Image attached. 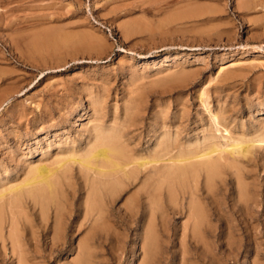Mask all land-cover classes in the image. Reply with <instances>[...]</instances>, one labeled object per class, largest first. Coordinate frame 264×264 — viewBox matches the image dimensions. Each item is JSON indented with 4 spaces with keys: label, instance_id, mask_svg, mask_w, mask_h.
Here are the masks:
<instances>
[{
    "label": "rangeland",
    "instance_id": "1",
    "mask_svg": "<svg viewBox=\"0 0 264 264\" xmlns=\"http://www.w3.org/2000/svg\"><path fill=\"white\" fill-rule=\"evenodd\" d=\"M112 140L172 154L134 181L71 161ZM13 234L23 264H264V0H0V264Z\"/></svg>",
    "mask_w": 264,
    "mask_h": 264
},
{
    "label": "bare ground",
    "instance_id": "2",
    "mask_svg": "<svg viewBox=\"0 0 264 264\" xmlns=\"http://www.w3.org/2000/svg\"><path fill=\"white\" fill-rule=\"evenodd\" d=\"M240 144L239 145L231 144L230 148H225V149L221 146L219 147L218 145H213L211 148L208 147L209 149L207 151H204V153H198L193 156L182 155L183 153L181 155L171 156L170 158H168L169 160H167L171 164L170 169L172 173H170V175L173 174L175 175V177H178V178L179 177H194L195 178L204 172L206 173L207 176L214 178L223 172L222 160L225 159L223 157V154L225 152L230 151L233 154H236V155L238 154L239 156L244 155V153L247 152L249 146L240 145ZM171 154H172L171 149L163 148L161 151L156 153V156H154V158L152 159H148V158L140 159L139 158L137 160L136 158H131L127 153H124L120 149V147H118V144L112 140V141H107V142L105 141L101 143L90 155L84 158H81V159H72L71 161L75 163H79L81 166L87 169L96 168L98 169L97 171H99L100 174L102 173L103 175H106L107 172H109L110 174H114V175L122 173L124 175L122 176L123 179L126 178L129 181H134L141 173H144V172L156 171L160 175L162 171H164L163 164L164 163L166 164V160L164 158H167L166 156L171 155ZM65 161H64V164L66 163ZM62 164L63 163H61V165ZM64 164L62 166H64ZM61 165L59 166L61 167ZM59 166L58 168L60 169ZM43 167L41 170H40V167L38 168L39 170L38 176L42 178L40 180H38L37 178H34L30 182H28L26 185L35 186L38 184H44L45 186L41 187L40 189L41 191L44 192L49 189L51 190L54 187L55 182L54 183L51 182L50 177H48L50 175L48 174L49 171H47L49 168H47L46 170L45 168L46 166L44 167L45 169ZM100 168L104 171L99 170ZM47 174L48 176H46ZM38 191L34 193L36 194L38 193ZM13 235L14 236H12L13 239L11 241L13 243V252L18 255L19 262L23 264L25 255L22 250V246L20 244V241L18 240V236L15 234ZM55 241L58 242V240H55ZM55 241L53 239L52 242L55 243ZM84 257L87 259L88 255H84Z\"/></svg>",
    "mask_w": 264,
    "mask_h": 264
}]
</instances>
